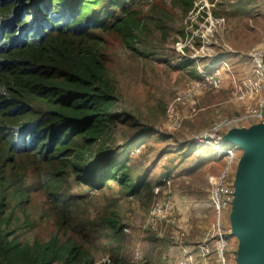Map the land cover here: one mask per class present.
I'll return each instance as SVG.
<instances>
[{"label":"trees","instance_id":"obj_1","mask_svg":"<svg viewBox=\"0 0 264 264\" xmlns=\"http://www.w3.org/2000/svg\"><path fill=\"white\" fill-rule=\"evenodd\" d=\"M145 1L0 0V264H95L98 254L124 264L116 209L153 192L126 160L107 156L128 117L115 112L112 42L148 58L138 50L148 25L165 27L169 9L185 15L195 0L149 10ZM144 141L135 137L127 153ZM71 181L96 192L115 184L120 198L91 218L93 198L72 193Z\"/></svg>","mask_w":264,"mask_h":264},{"label":"rangeland","instance_id":"obj_2","mask_svg":"<svg viewBox=\"0 0 264 264\" xmlns=\"http://www.w3.org/2000/svg\"><path fill=\"white\" fill-rule=\"evenodd\" d=\"M156 2L146 0L145 10ZM169 11L173 18L166 21L165 27L152 30L149 24L143 34L144 41L138 50L149 51L148 58L112 42V76L117 88L115 112L119 115L124 110L128 117L125 123L119 122L113 128V143L107 156L126 160L132 177L152 188L160 180L170 178L174 212L167 219L176 220L173 225L167 219L162 220L158 233L144 229L151 200L139 202L125 196L116 209L127 229L123 231L124 264H130L135 253L140 254L143 264H177L180 255L176 239L184 246H191L210 234L214 215L207 201V178L221 171L225 161L211 148L193 145L191 139L220 120H232L242 114L243 106L234 98L233 86L252 71L247 55L264 44V0H195L185 15L176 9ZM209 19L214 27L207 33ZM176 43L183 44V53ZM201 47L212 57H227L233 78H226L219 90L178 106L181 127L169 131L164 126L169 103L184 86L200 79L197 66H200ZM183 62L188 66L182 69ZM192 70L199 79H194ZM140 134L145 141L134 147L137 151L133 152V148L128 154V143ZM243 154L237 147L232 177ZM70 184L72 193L93 198L88 207L91 218L104 211L108 198H120V188L115 184L99 192L77 186L73 181ZM234 212L232 206L226 212L224 223L229 240L226 264H243L239 253L241 239L231 232ZM39 234L45 236L46 232L39 229ZM30 237L33 232L26 236ZM105 258L111 260L110 256L98 254L95 264H103ZM210 264H219L214 254L210 256Z\"/></svg>","mask_w":264,"mask_h":264},{"label":"built area","instance_id":"obj_3","mask_svg":"<svg viewBox=\"0 0 264 264\" xmlns=\"http://www.w3.org/2000/svg\"><path fill=\"white\" fill-rule=\"evenodd\" d=\"M207 22V33H210L214 23L211 19ZM200 38L202 39V35ZM176 47L183 53L182 43H176ZM202 48H200V66H197L200 79L179 90L168 105L164 126L169 131H176L181 127L182 118L178 106H183L196 96L219 90L226 78H233L227 57H212ZM247 58L252 71L233 86L234 98L243 106L242 114L232 120H220L209 130L200 132L191 139L192 144L197 147L211 148L217 156L223 158L225 164L221 171L207 178V201L214 215L210 234L203 241L191 246H184L181 240L176 239L180 255L177 264H210L211 254H214L217 263L226 264L225 256L229 248V240L224 230V223L226 212L232 207L235 199V177H232V168L237 162V146L225 141L224 137L230 129H249L255 125H264V44L251 51ZM204 59L206 62H203ZM135 151L137 150L133 152ZM152 192L151 207L143 228L158 233L160 222L171 217L174 212L171 179L160 180L152 188ZM167 221L172 225L176 222L174 218ZM103 264H111V260L105 258ZM130 264H143L139 253L134 254Z\"/></svg>","mask_w":264,"mask_h":264},{"label":"water","instance_id":"obj_4","mask_svg":"<svg viewBox=\"0 0 264 264\" xmlns=\"http://www.w3.org/2000/svg\"><path fill=\"white\" fill-rule=\"evenodd\" d=\"M224 140L244 151L235 171L231 232L241 239L243 264H264V125L230 129Z\"/></svg>","mask_w":264,"mask_h":264}]
</instances>
